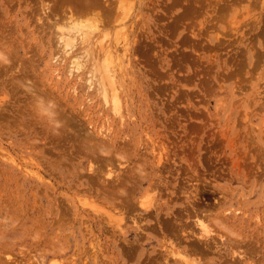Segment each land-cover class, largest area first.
<instances>
[{
	"label": "rangeland",
	"instance_id": "1",
	"mask_svg": "<svg viewBox=\"0 0 264 264\" xmlns=\"http://www.w3.org/2000/svg\"><path fill=\"white\" fill-rule=\"evenodd\" d=\"M62 1L0 0V264H264V0Z\"/></svg>",
	"mask_w": 264,
	"mask_h": 264
},
{
	"label": "bare ground",
	"instance_id": "2",
	"mask_svg": "<svg viewBox=\"0 0 264 264\" xmlns=\"http://www.w3.org/2000/svg\"><path fill=\"white\" fill-rule=\"evenodd\" d=\"M64 1V0H63ZM62 1V2H63ZM108 1H110V0H108ZM81 2V1H80ZM86 2V1H85ZM103 2V1H102ZM67 4H68V2H66ZM84 3V2H83ZM91 3V2H90ZM95 3V2H94ZM111 3V2H110ZM85 4V3H84ZM105 5V4H104ZM57 6H58V4H57ZM65 6V5H64ZM74 6V5H73ZM63 7V6H62ZM66 7V6H65ZM75 7H76V5H75ZM86 7V6H85ZM105 7V6H104ZM74 8V7H73ZM57 9V8H56ZM59 9H60V7H59ZM80 9H81V7H80ZM107 9V8H106ZM110 9V8H109ZM58 10V9H57ZM72 10V9H71ZM58 11H60V10H58ZM80 11V10H79ZM64 13V12H63ZM68 13H69V11H68ZM107 13H110V12H107ZM80 14V13H79ZM75 15V14H74ZM104 15V14H103ZM57 16V15H56ZM50 17V16H49ZM74 20V19H73ZM56 21V20H55ZM94 21V20H93ZM92 21V22H93ZM57 24V23H56ZM99 24V23H98ZM49 25V24H48ZM53 25H54V23H53ZM95 25V24H94ZM94 25L92 24V27H90L91 26V23H90V26H89V28H90V31H91V29H92V31H93V28H95V29H98V28H96V27H99V25L97 26L96 25V27H94ZM49 31V30H48ZM91 31V32H92ZM98 31V30H97ZM2 39V38H1ZM127 42V41H126ZM0 48H1V46H0ZM126 50H127V48H125ZM124 49V52H127L126 50ZM4 50V49H3ZM4 53L2 52V50H0V57H4L3 59H6V57H5V55H3ZM127 58V57H126ZM1 59V58H0ZM128 60H127V65H129V58H127ZM9 60V59H8ZM11 60V59H10ZM7 61V60H6ZM5 61V62H6ZM0 62H2V61H0ZM4 62V61H3ZM111 61H109L108 62V64H106V67H105V71H104V75L103 76H105V82H107L108 83V85L111 87V90L110 91H112V94H111V96H109L111 99H112V106H113V110L115 111V112H119L120 110H121V95H122V93L120 94L119 93V90L121 89V84L118 82V78L120 77V75H121V77L123 78L124 76H125V74L124 73H122V72H120V73H118V69H119V66H121V65H119L118 66V68H116V66H113L114 64H113V61L110 63ZM124 62H126V61H124ZM8 63H10V62H8ZM25 66H26V64H24ZM23 65V66H24ZM9 66V65H8ZM7 67V66H6ZM21 68V67H20ZM11 70L12 69V66L11 67H9L8 68V70ZM1 70V69H0ZM3 70V69H2ZM120 70V69H119ZM122 71H123V69H122ZM102 79H103V77H102ZM104 80V79H103ZM23 85V84H22ZM105 85V84H104ZM105 86H107V84L105 85ZM30 87V86H29ZM31 88V87H30ZM32 89V88H31ZM30 89V90H31ZM31 92V91H30ZM44 93V92H43ZM109 93V92H108ZM39 96V95H38ZM41 96V95H40ZM47 96H48V94H47ZM36 97V96H35ZM45 98V97H44ZM39 99H41V98H39ZM47 100V99H46ZM45 100V101H46ZM41 101H44V100H42L41 99ZM50 101V100H49ZM52 101V100H51ZM36 102V101H35ZM45 103V102H44ZM41 104H43V103H41ZM43 105H45V104H43ZM42 105V106H43ZM46 106V105H45ZM49 107V106H48ZM43 108H45V107H43ZM47 108V107H46ZM41 110H42V108H41ZM46 110L47 109H45L44 111H45V113H46ZM50 110V109H49ZM50 111H52V109L50 110ZM38 112V111H37ZM43 112V111H42ZM48 112V111H47ZM48 113H50V112H48ZM51 113H53V112H51ZM53 114H55V112L53 113ZM50 116V118H51V115H49ZM60 116V115H59ZM53 118V117H52ZM55 119H56V117H55ZM57 120V119H56ZM55 120V121H56ZM57 123H58V120H57ZM88 132V131H87ZM83 138V137H82ZM112 138V137H111ZM110 138V139H111ZM113 139V138H112ZM112 139L110 140V142L112 141ZM97 143H99L98 141H97ZM96 143V144H97ZM106 143H108V142H106ZM95 144V145H96ZM99 145V144H98ZM104 145V144H103ZM107 146V145H106ZM96 147H97V145H96ZM95 146H94V149L96 148ZM109 148H110V146H108ZM98 148V147H97ZM101 145H99V151L102 153V150L101 149H104V146H103V148H101ZM93 149V148H92ZM107 149V148H106ZM87 150V149H86ZM90 151V150H89ZM109 150L107 149L106 150V152H108ZM92 152V151H91ZM90 152V153H91ZM97 152V151H96ZM110 153H111V149H110V151H109ZM109 152H108V154H109ZM103 153H105L104 151H103ZM95 155V154H94ZM119 155V154H118ZM96 156V155H95ZM114 156V155H113ZM162 158L163 157H159V161L160 160H162ZM108 159V158H107ZM107 159H105L106 161H107ZM106 161H104V163L106 162ZM106 163H109V159H108V162H106ZM110 163H112L111 161H110ZM109 163V164H110ZM109 164H107V165H109ZM159 164V163H158ZM108 167V166H107ZM101 169V168H100ZM106 176H108V175H106ZM120 179V178H119ZM145 179V178H144ZM117 180V179H116ZM128 193V192H127ZM129 199V198H128ZM206 228H205V226L203 225L202 226V236H201V238L200 239H198V241L196 240L195 242H193L194 243V247H192V248H194L193 249V251L195 250L196 252V254L198 253V255L199 254H202L203 256H207L208 254H218V255H222V254H220L221 252L218 250L217 252L215 251V249H213L214 247H213V244H215V243H213L212 244V240H206V239H204L206 236L205 235H208V233L206 232V230H205ZM200 237V236H199ZM198 242V243H197ZM216 247V246H215ZM217 249V248H216ZM220 252V253H219ZM179 254V253H178ZM222 257V256H221ZM207 258V257H206ZM180 259H182V261L180 260V264H200L199 262L198 263H196V262H194L193 263V261H189L188 259H185L183 256H182V258H180ZM209 259V258H208ZM95 260V259H94ZM210 260V259H209ZM206 264H217V262H216V260H213V261H211L210 263H206Z\"/></svg>",
	"mask_w": 264,
	"mask_h": 264
}]
</instances>
